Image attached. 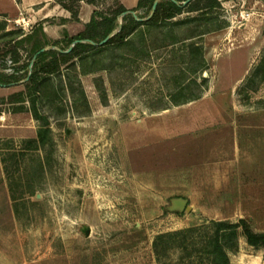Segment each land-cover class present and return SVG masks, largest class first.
Instances as JSON below:
<instances>
[{
	"label": "rangeland",
	"instance_id": "rangeland-1",
	"mask_svg": "<svg viewBox=\"0 0 264 264\" xmlns=\"http://www.w3.org/2000/svg\"><path fill=\"white\" fill-rule=\"evenodd\" d=\"M218 1L192 0L168 24L144 23L48 77L46 147L23 142L40 127L29 101L7 102L27 78L0 85V264H208L206 228L160 239L158 252L154 242L212 219L245 217L264 232V0ZM6 22L0 71L10 74L29 60L20 48L12 61V39L33 25ZM178 196L190 212L167 209ZM228 253L232 264H264V248L243 237Z\"/></svg>",
	"mask_w": 264,
	"mask_h": 264
},
{
	"label": "trees",
	"instance_id": "trees-1",
	"mask_svg": "<svg viewBox=\"0 0 264 264\" xmlns=\"http://www.w3.org/2000/svg\"><path fill=\"white\" fill-rule=\"evenodd\" d=\"M81 0H58V2L71 12L72 20H78V5ZM89 4L96 5L103 0H86ZM114 7L108 13H100L95 10L90 20L85 24L84 29L79 33L52 42L51 47L41 51L49 43L46 40V34L42 24L32 28L30 32H22L12 39L11 56L12 61L19 62V49H27L29 60L21 66H15L13 72L6 74L0 71V85H15L27 78L24 84L25 89L12 93L7 102L11 105H24L26 100L30 103V111L33 117L40 122L37 132V139L23 141L29 146L46 147L52 144V131L49 118L41 114L38 102L41 98V92L46 79L52 75L62 73L63 69H69L76 63H83L84 60L94 56L99 51L110 47H119L125 44L129 38L136 32L142 24L159 25L168 24L173 18L183 11L190 9L193 2L182 6L185 0H159L153 15L142 22L135 18L131 11L138 12L143 10V16L148 17L152 12L155 0H138L135 8L127 9L119 0H113ZM201 1V0H195ZM218 0H208L205 7H219ZM121 17V29L119 30V18ZM7 22L0 24V29H5ZM117 31L106 43L102 45H93L90 41L99 43L110 33ZM119 30V31H118ZM77 41V42H75ZM75 42V43H74ZM73 45L70 51H66ZM37 54L32 65V71L29 73V64L32 57ZM257 74V73H256ZM23 106H21V109ZM2 149V147H1ZM17 153L10 157L14 158ZM23 154V153H22ZM7 158L3 155L2 161ZM6 169V167H5ZM207 229L206 234L201 241L200 252L208 256V264H232L228 250L235 247L240 238H245L248 245L254 248H264V232L253 230L249 221L245 218H239L237 221L230 220H209L208 224L192 226L181 230L159 234L154 242V249L158 252L159 240L163 238H173L181 236L184 241L187 235L198 230Z\"/></svg>",
	"mask_w": 264,
	"mask_h": 264
},
{
	"label": "crops",
	"instance_id": "crops-1",
	"mask_svg": "<svg viewBox=\"0 0 264 264\" xmlns=\"http://www.w3.org/2000/svg\"><path fill=\"white\" fill-rule=\"evenodd\" d=\"M119 1L129 10L135 8L138 2V0ZM95 9H97L96 5L81 0L78 5V20H72L71 12L58 0H0V17H4L6 21H23L26 25L32 23L33 27L42 24L47 37L54 40L63 37V33L72 36L82 31L83 28L72 33L70 26L77 24L84 27ZM54 31L61 35H51Z\"/></svg>",
	"mask_w": 264,
	"mask_h": 264
},
{
	"label": "water",
	"instance_id": "water-1",
	"mask_svg": "<svg viewBox=\"0 0 264 264\" xmlns=\"http://www.w3.org/2000/svg\"><path fill=\"white\" fill-rule=\"evenodd\" d=\"M158 1H159V0H155V1H154L153 7H152V12H151L149 18L153 15V13H154V11H155V9H156V6H157V4H158ZM191 1H192V0H185V1H183V2H182V6L187 5V4L190 3ZM132 14H134L135 18H136L137 20H139L138 17L135 15L134 12H132ZM120 29H121V24H120V26H119V30H120ZM119 30H118V31H119ZM115 33H117V31H114V32L110 33L109 35L106 36V38H104L103 40H101L99 43L94 42V41H90V43L93 44V45H98V44H99V45H102V44L106 43V42H107V41H108V40H109V39H110ZM75 42H77V41H75ZM75 42H74V43H75ZM74 43L70 46V48H69L68 50L63 51V52L70 51L71 48L73 47ZM45 50H46V49L43 48L41 51H45ZM36 56H37V54H35V56H34L32 62H31V65H30V73H31V71H32V65H33V63H34V61H35ZM167 209H168L169 211H174V212L176 211V212H179V213H183V212H185V211L190 212V211L192 210V206L189 204L187 198H184V197H180V196H178V197H174V198L171 199V204L167 207ZM82 230H83L86 234H89V233H90V228L87 227V226H84Z\"/></svg>",
	"mask_w": 264,
	"mask_h": 264
},
{
	"label": "built area",
	"instance_id": "built-area-1",
	"mask_svg": "<svg viewBox=\"0 0 264 264\" xmlns=\"http://www.w3.org/2000/svg\"><path fill=\"white\" fill-rule=\"evenodd\" d=\"M8 62H12L11 60H9ZM8 71H10V73H12L13 72V70L12 69H8Z\"/></svg>",
	"mask_w": 264,
	"mask_h": 264
},
{
	"label": "bare ground",
	"instance_id": "bare-ground-1",
	"mask_svg": "<svg viewBox=\"0 0 264 264\" xmlns=\"http://www.w3.org/2000/svg\"><path fill=\"white\" fill-rule=\"evenodd\" d=\"M255 259V258H254Z\"/></svg>",
	"mask_w": 264,
	"mask_h": 264
}]
</instances>
